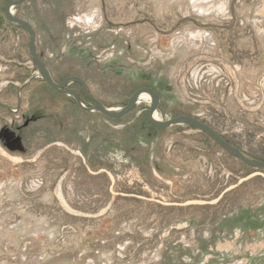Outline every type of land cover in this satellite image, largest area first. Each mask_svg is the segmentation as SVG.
<instances>
[{
    "label": "rangeland",
    "instance_id": "rangeland-1",
    "mask_svg": "<svg viewBox=\"0 0 264 264\" xmlns=\"http://www.w3.org/2000/svg\"><path fill=\"white\" fill-rule=\"evenodd\" d=\"M0 0V264H264V170L150 99L110 121L35 80ZM55 81L106 107L154 87L264 161V0H26ZM91 107L81 87H65ZM156 130V129H155ZM159 131V130H157Z\"/></svg>",
    "mask_w": 264,
    "mask_h": 264
},
{
    "label": "water",
    "instance_id": "water-1",
    "mask_svg": "<svg viewBox=\"0 0 264 264\" xmlns=\"http://www.w3.org/2000/svg\"><path fill=\"white\" fill-rule=\"evenodd\" d=\"M25 2L26 0H15L8 3L4 8V14L6 20L10 24L22 28L25 31V33L28 35L29 37L28 50L31 59L38 70V74L36 76L29 78L20 87L19 92L33 81L40 80L41 82L46 83L50 88H52L59 94L72 98L82 111L93 114H102L111 120H119L126 117L135 109L139 101L142 99V96L146 95L150 99L148 121L151 127H153L154 129L159 131H164L176 126H188L197 129L198 131L206 134L213 142H215L223 150H225L226 152H228L229 154L240 160L244 165L252 169L264 170V161L254 159L246 155L240 149L236 148L235 146L227 142L208 124L202 122L201 120L195 117L178 116L169 120H161L160 118H158L157 115H158V109L160 106L161 98L158 92H156L153 88L144 87L137 90L128 99V102L124 107L113 109L106 107L101 101L95 98L89 92L85 81L78 76L65 78L61 82L55 81L48 65L40 58L38 54L37 34L33 25L26 20L16 17L14 14V10L22 6ZM70 83L80 84L83 94L93 104L91 107L85 106L81 98L77 94L65 89V87Z\"/></svg>",
    "mask_w": 264,
    "mask_h": 264
},
{
    "label": "trees",
    "instance_id": "trees-1",
    "mask_svg": "<svg viewBox=\"0 0 264 264\" xmlns=\"http://www.w3.org/2000/svg\"><path fill=\"white\" fill-rule=\"evenodd\" d=\"M6 6V5H5ZM5 8V7H4ZM3 12H4V9H3ZM5 15V14H4ZM41 58V57H40ZM42 59V58H41ZM77 85H79L80 86V84H78V83H76ZM46 87H47V89L48 90H50L51 92H53V93H55V94H57V95H59V96H61V97H63V98H65V99H67V100H69V101H72L73 102V104H75V106H77V108L79 109V110H81L80 108H79V106L77 105V103L72 99V98H69V97H67V96H65V95H61V94H59L58 92H56L55 90H53L52 88H50L46 83L44 84ZM81 87V86H80ZM146 87V86H145ZM141 88H143V87H141ZM140 87H138V89L137 90H139V89H141ZM151 88H153L155 91H157L154 87H151ZM137 90H135L134 92H136ZM81 92H82V94H83V91H82V88H81ZM133 92V93H134ZM132 93V94H133ZM83 96L84 97H86L84 94H83ZM132 96V95H131ZM130 96V97H131ZM81 98V97H80ZM127 104V103H126ZM125 104V105H126ZM82 111V110H81ZM84 112V111H83ZM87 114H90V115H93V113H88V112H86ZM100 115H102V114H100ZM103 117H105L104 115H102ZM181 116H183V115H181ZM176 117H178V116H176ZM105 118H107V117H105ZM108 120H110V121H114V120H111V119H109V118H107ZM148 124H149V121H148ZM149 126L151 127V125L149 124ZM152 128V130L155 132V133H159L160 131H157V130H155L153 127H151Z\"/></svg>",
    "mask_w": 264,
    "mask_h": 264
},
{
    "label": "bare ground",
    "instance_id": "bare-ground-1",
    "mask_svg": "<svg viewBox=\"0 0 264 264\" xmlns=\"http://www.w3.org/2000/svg\"><path fill=\"white\" fill-rule=\"evenodd\" d=\"M143 97H147V96H146V95H144V96H142V98H143Z\"/></svg>",
    "mask_w": 264,
    "mask_h": 264
}]
</instances>
